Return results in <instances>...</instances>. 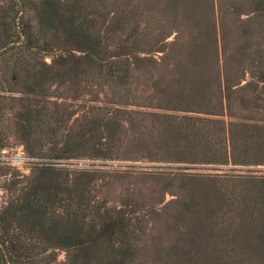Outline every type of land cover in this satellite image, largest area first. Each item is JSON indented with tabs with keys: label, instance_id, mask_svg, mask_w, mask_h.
<instances>
[{
	"label": "rangeland",
	"instance_id": "obj_1",
	"mask_svg": "<svg viewBox=\"0 0 264 264\" xmlns=\"http://www.w3.org/2000/svg\"><path fill=\"white\" fill-rule=\"evenodd\" d=\"M91 1L101 11L88 15L97 48L73 50L59 36L32 60L58 70L61 58H71L44 95H26L20 85L0 92L11 105L4 131L12 148L4 159L25 177L44 160L29 157L24 141L28 100L38 111L32 115L43 114L32 129L74 148L60 162L97 172L92 198L123 211L127 232L115 247L129 264H264L261 216L248 227L250 218L230 205L224 214L213 211L175 171L188 165L176 163L186 117L224 121L240 137L257 133L264 162V13L257 0ZM13 51L0 53V70ZM10 79L0 72L4 86ZM260 164L238 170L264 174ZM195 171L210 173L190 167ZM74 254L58 250L55 264H70Z\"/></svg>",
	"mask_w": 264,
	"mask_h": 264
},
{
	"label": "trees",
	"instance_id": "obj_2",
	"mask_svg": "<svg viewBox=\"0 0 264 264\" xmlns=\"http://www.w3.org/2000/svg\"><path fill=\"white\" fill-rule=\"evenodd\" d=\"M257 5L264 13V0H257ZM100 12L91 0H0V53L20 50L2 61L0 72L11 76V84L0 82V92H12L20 85L26 87V95H44L46 84L61 77L58 70L66 71L71 58H61L59 69L53 70L44 61L33 63L34 56L51 51L52 41H60L59 36L73 50L92 52L98 41L90 32L88 15ZM75 66L71 64L70 72ZM23 76L28 77V85L22 83ZM24 102L27 113L22 132L28 155L44 160L35 163L31 177H25L4 159L3 152L12 148L4 131L11 105L0 101V194L5 193L0 202V264H55L58 250L75 253L70 264H129L115 247L116 237L127 232L123 211L100 207L94 201L90 192L99 174L60 162L74 148L69 142L59 148L32 129L31 121L43 114L32 115L38 111L28 100ZM182 120L183 144L177 147L182 157L176 163L188 165L176 168V175L198 193L200 204L213 211L224 214L230 205L250 218L248 227L261 216L258 237L264 241V174L238 170L264 163L259 159L263 150L258 134L247 132L240 137L237 127L231 129L220 120ZM190 167H208L210 173L189 172Z\"/></svg>",
	"mask_w": 264,
	"mask_h": 264
}]
</instances>
